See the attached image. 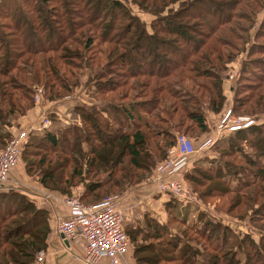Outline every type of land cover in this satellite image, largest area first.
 Wrapping results in <instances>:
<instances>
[{
    "label": "trees",
    "instance_id": "1",
    "mask_svg": "<svg viewBox=\"0 0 264 264\" xmlns=\"http://www.w3.org/2000/svg\"><path fill=\"white\" fill-rule=\"evenodd\" d=\"M263 4L0 0V148L11 137L13 122L33 106L39 86L48 101L70 95L81 122L54 128L57 117L50 112V128L30 132L22 148L30 157L28 171L35 169L41 186L61 198L82 184L85 204L113 190L123 194L164 162L179 133L195 140L208 131V114H222L221 72L239 53L250 83L244 81V90L236 85L231 112L261 120L264 17L254 35L248 27ZM132 6L153 17L149 24ZM245 89L252 91L249 106V99L240 97ZM224 135L226 142L218 140L205 157L189 158L183 179L186 185L200 182L208 197L232 194L229 207H243L236 220H247L253 229L237 230L199 210L189 222L178 208L183 201L154 193L149 201L160 197L169 218L184 227L178 234L149 210L145 227H125L136 264H264V125L254 121ZM212 151L216 155L210 156ZM197 197L204 201L201 192ZM49 221L50 212L24 193L0 192V264H35L47 244Z\"/></svg>",
    "mask_w": 264,
    "mask_h": 264
},
{
    "label": "built area",
    "instance_id": "2",
    "mask_svg": "<svg viewBox=\"0 0 264 264\" xmlns=\"http://www.w3.org/2000/svg\"><path fill=\"white\" fill-rule=\"evenodd\" d=\"M40 90L39 88L36 92ZM63 100L53 102L58 110H51L49 113H53L67 124L80 123V119L74 120L68 114L73 108L65 109L64 116H61L64 103L60 102ZM49 113L44 112L34 126L26 127L25 130L16 133L10 137L3 148H0V184L12 182L9 181L10 173L21 159L22 148L29 138V133H41L50 128L53 122L48 116ZM220 116L210 126L211 131L200 140L193 141L184 134L176 137L175 145L167 151L164 162L144 181L152 187L153 194L158 193L161 197L169 195L180 202L195 203L197 201V197L186 185L182 175L189 162L188 159L199 152L205 154L204 151L214 146L223 134L248 127L254 122L252 118L243 119L230 115L228 110L223 111ZM79 190H81L80 187L76 190L77 194L62 199V203L67 207V213L65 215L55 213L52 221L54 230L61 233L67 240L82 246L84 255L81 264H102L103 259L108 260L106 264H120V258L131 249L129 237L125 233L124 223L127 215L122 201L130 194L138 200L146 196L133 190L130 193L128 189L123 194L107 196L95 204H85L80 201ZM155 200L158 206L160 202L162 203L160 197H156ZM45 254L46 251L41 249L36 255V262H40Z\"/></svg>",
    "mask_w": 264,
    "mask_h": 264
},
{
    "label": "rangeland",
    "instance_id": "3",
    "mask_svg": "<svg viewBox=\"0 0 264 264\" xmlns=\"http://www.w3.org/2000/svg\"><path fill=\"white\" fill-rule=\"evenodd\" d=\"M177 5L178 4H176L175 7H177ZM132 7H133L134 12H136L137 15L146 24H149V22L151 21V19L153 17L148 13L138 12L137 7H135V6H132ZM261 7L258 8V10L256 9L257 10L256 12L254 11L253 16H252L253 20L248 27L249 28L248 33L251 36L254 35V33L259 29L258 28L259 23L264 17V4H263V7L262 8ZM261 40L264 41V35L261 38ZM243 54L244 53H239L238 55H236L234 57V59L226 62L224 64L223 70L221 72L224 76L223 87L225 90V104L223 106V109H224V111L228 110V113L230 115H233L231 112V108L233 106L232 100H233V95L235 92L234 89L236 88V85H239V84L241 86H242V84L246 85V83L244 82V81H246V78H245V76L243 77V72H241V65H242V61L244 58ZM83 78L85 79L86 76L83 75ZM246 82L250 83L248 81H246ZM39 88L41 89L40 91H37V92L34 91L33 106H31V108L27 111L26 114L21 115V117L19 119L15 120L13 122V125L10 127L11 137L13 136V134L15 135L16 133L20 132L21 130H25L26 127L34 126L37 123L36 121L40 118V116H42L44 114V112L48 111L46 109L47 105H49V103H53L55 101H58V100H49L48 101L47 96L44 97L42 87L39 86L37 89H39ZM80 88L81 87L77 88V90L75 92H77L78 89H80ZM242 88H243L242 90H244L243 86H242ZM35 89H36V87H35ZM251 92H252L251 90H246V92H242L240 94L241 95L240 97H245L248 100L249 99L248 95ZM37 95H38V99H36ZM69 98H70V95H66V96H63V98H61L59 100L66 99L69 102L73 101V97L71 99H69ZM252 102H253V100L250 97L246 106H249L250 103H252ZM233 116H235V117L238 116V117L243 118V119H251L252 118L255 121V123H257V124L263 123V125H264V117L261 120H257L253 116L249 117L247 115L240 114V113H236ZM19 124H20V126H19ZM66 124L67 123H65V121H62L59 118H57L55 120L54 128H59V127H62ZM210 124L213 125L212 122ZM210 131H211V128L209 127L208 131L198 135L197 138L195 139V141L197 139L200 140L203 136L207 135ZM184 133L185 132H182L179 134H184ZM184 135L186 137L192 139V137L189 134H184ZM226 139H227V135H224L223 138L222 137L218 138L219 144H220V142H224V141L226 142ZM192 140H194V138ZM22 152H23V154L21 155V159H20L19 163L16 165V167L10 173L11 176H10L9 181H12V182H9L7 184H0V192H9L11 190V191H15V192H18L21 194L24 193L25 195H27L29 198H31L35 202V206L39 207V205H37L38 200L40 199L38 196H41V194H39V193H41V191H44V188L39 183V180H37V178L35 176H33V175H35L36 170L30 169L28 171V168L26 167V162L28 159L30 160V157H28V155L25 154L24 149ZM212 155H216L214 153V151L211 152L210 156H212ZM235 163L238 164L239 161H235ZM199 180H200V178L198 179V181ZM202 181L205 182V180H202ZM187 185L190 189H192V191L194 192L196 197H197V195L199 196L200 192L203 194V196H205L203 202L200 200H197L195 203H193V202L179 203L178 208L179 209L181 208V209H183V211H186V213L188 214L189 222L194 221L195 214H196L197 210H199V211H204L206 213V217H209V218H212V216L216 217V219L220 220L223 224H226V223L232 224L233 223L232 225H234V227H236L235 229H237V230L246 229V227H250L251 229H253V227L251 226V224L247 220H242V221L236 220L235 215L242 213L243 207H240V208H235V207L233 208L232 206L229 207L230 205H229V202L227 200H228V198H230L232 196V194H228V193L224 194V195L215 194L213 196L208 197L204 194V191L206 190V188L203 187V185L200 184V182L197 183L196 185H192V184L187 182ZM143 186H145V185L141 184V183H139L138 185L137 184H130L124 189V191L129 189L128 191L130 193L133 190L136 193L139 192V193H142L146 196V194L144 193L145 189ZM78 187H80V189H83L82 184L72 187L71 188L72 195L77 194L76 190ZM46 192L48 194H51L50 191L46 190ZM116 194H121V193L120 192L118 193V191L113 190L110 194L104 196V198L107 196L116 195ZM79 195H80V193H79ZM134 199H136L138 201V198H135V196L130 194L128 198H126L122 201V205H125V208H126L125 212L127 215L126 219H125L126 221L124 223V226H126L127 228H130L131 226L145 227L146 220H144L143 217L146 213H148L149 209H148L146 204H144V206H141ZM143 199H144V196H143ZM228 208H232L233 210L230 213H227ZM160 210L162 213H164V211H165V218H166L165 222L167 223L169 221L170 222L169 226L173 227L175 229V231H177L178 234H180V231L183 230L184 226L180 225V223L175 221L174 219L169 218L170 216H172V214H171V212L167 213L166 209L163 206L160 207ZM247 212L249 215V209ZM161 222H163V221H161ZM140 238H141V236H140ZM138 243H140V242H138ZM148 257L153 258L152 254L148 255ZM169 261L170 262H167V261H158V262H159V264H174L173 260H169ZM144 264H146V263H144Z\"/></svg>",
    "mask_w": 264,
    "mask_h": 264
},
{
    "label": "crops",
    "instance_id": "4",
    "mask_svg": "<svg viewBox=\"0 0 264 264\" xmlns=\"http://www.w3.org/2000/svg\"><path fill=\"white\" fill-rule=\"evenodd\" d=\"M60 103L62 104L64 103L61 108V116H64L65 109L69 110L70 108L71 109L73 108L68 100L65 101L63 100ZM46 109L48 110L46 111V113H49V111L51 110H58V107H56L55 104L53 103H49ZM68 114L71 115L74 120L79 119V116L74 113L73 109L70 110ZM220 115L221 113L217 115L208 114L207 118L205 119L206 125L209 127L212 126L210 123L211 122L214 123L215 121H217L221 117ZM204 153L205 154H201L199 152L195 154V156L205 157L206 155H208V150L204 151ZM209 154H211V152H209ZM141 184L145 185L143 187L145 189L144 193L146 194V197H144V199L139 198L138 201L136 199L134 200L137 201V203L141 206H144V204H146L149 211L152 212V214H154V216L157 219L165 223L166 221L165 211L164 213H162L160 210V207L163 206L165 208V205L160 202V205L158 206L155 199H153V201H149V199L153 195L154 190H152V187L145 184L144 182ZM39 194H41V196H38L40 199L38 200L37 205H39V207L45 208L50 212L49 224L51 230L47 236L48 237L47 244L46 247L44 248L46 254L40 262H35V264H81L84 255V250L82 246L77 242L67 240L61 233L55 231L53 227L52 221L55 217V213L58 215L59 214L65 215L67 213V207L62 203L63 198H61V196H59L54 192L48 194L45 189L44 191H41V193ZM107 262H108L107 259H103L102 264H106ZM119 263L136 264L132 255V251L129 250L125 256L120 258Z\"/></svg>",
    "mask_w": 264,
    "mask_h": 264
}]
</instances>
